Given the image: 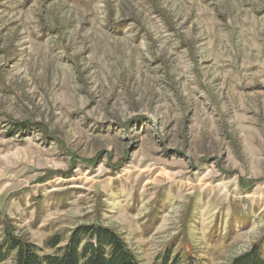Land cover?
Instances as JSON below:
<instances>
[{
    "label": "rangeland",
    "instance_id": "374dc122",
    "mask_svg": "<svg viewBox=\"0 0 264 264\" xmlns=\"http://www.w3.org/2000/svg\"><path fill=\"white\" fill-rule=\"evenodd\" d=\"M94 224L264 256V0H0V243Z\"/></svg>",
    "mask_w": 264,
    "mask_h": 264
},
{
    "label": "trees",
    "instance_id": "16d2710c",
    "mask_svg": "<svg viewBox=\"0 0 264 264\" xmlns=\"http://www.w3.org/2000/svg\"><path fill=\"white\" fill-rule=\"evenodd\" d=\"M0 243V264L12 257L14 264H141L123 239L114 231L101 225H84L73 230L63 246L58 236L46 242L52 250L44 254L36 245L14 234L5 226ZM178 258L170 259L167 252L160 264H177ZM187 264H198L188 257ZM229 264H264V256L257 244Z\"/></svg>",
    "mask_w": 264,
    "mask_h": 264
}]
</instances>
